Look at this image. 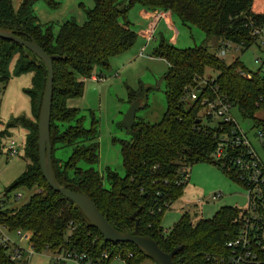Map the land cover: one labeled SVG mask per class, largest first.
Returning <instances> with one entry per match:
<instances>
[{"label":"trees","instance_id":"1","mask_svg":"<svg viewBox=\"0 0 264 264\" xmlns=\"http://www.w3.org/2000/svg\"><path fill=\"white\" fill-rule=\"evenodd\" d=\"M36 1L23 0L19 9L14 10L11 0H0V27L37 43L49 56H58L52 61L50 116L51 160L58 183L88 195L107 222L120 232L134 229L131 215L136 212L140 235L152 238L166 253L181 247L172 257L174 264H223L221 258L230 254L227 243L237 238L245 226L244 209L223 206L211 218H201L195 223L183 214L167 231L161 227V216L182 194L194 163L216 164L240 183L230 160L240 154L241 148L227 144L226 159L214 157L217 148L225 143L224 138L235 135L232 133L235 123L201 115L200 100L221 98L236 107L243 118L250 119L254 127L264 129V116L256 115L260 110L264 112L262 68L251 72L238 58L226 64L205 44L179 48L162 37L151 56L167 63L163 74L166 109L156 123L135 117L133 126L127 130L128 138L118 140L125 174L121 176L106 168L107 188L94 167L99 159L96 120L92 119L89 128L84 127L79 110L68 107L66 101L82 95L84 79L93 75V67H107L112 56L134 44L138 34L126 16L133 5L149 12H169L182 26L203 32L206 39L215 36L242 50L259 46L257 36L252 33L264 26V13L252 10L253 0H130L122 11L119 7L126 0H92L82 24L74 19L56 24L39 20L34 10ZM43 1L51 9L60 4L59 0ZM223 46L226 48L227 44ZM13 60L14 75H32L31 87L25 93L30 99L32 117L38 119L46 67L28 49L0 39V85L10 78L9 65ZM207 69L216 75L205 78ZM143 91L142 86L137 90L127 87L128 103L137 98L143 100ZM192 92L197 99L188 102L186 97ZM15 125L26 129L27 163L5 194L20 187L31 189L36 182L38 189L17 208L1 206V225L24 234L35 253L46 250L54 255L53 259L62 254H84V260L91 264H108L119 251H132L136 254L133 264L146 260L155 264L131 243L105 241L72 201L52 191L39 166L37 122L18 116L6 127ZM7 128L0 130V153L4 139L9 136ZM64 147L71 149L68 158H56L55 151ZM223 162L230 168L222 166ZM7 250V245L0 244V264H25V260L11 261ZM105 252L110 253V259L102 258Z\"/></svg>","mask_w":264,"mask_h":264},{"label":"rangeland","instance_id":"2","mask_svg":"<svg viewBox=\"0 0 264 264\" xmlns=\"http://www.w3.org/2000/svg\"><path fill=\"white\" fill-rule=\"evenodd\" d=\"M22 1L11 0L12 8L19 9ZM59 1L57 9L49 8L43 0L35 2L34 10L41 22L50 21L59 24L65 20L74 19L78 24H82L85 21V10L93 4L92 0ZM134 6L128 10L127 19L130 23L133 22L131 24L137 33L139 30L144 33L147 22L136 12L132 15ZM252 10L255 13H264V0H253ZM171 22L172 25L169 26L162 19V22L156 26V33L152 37L150 35L149 40H146L144 34H138L131 48L112 56L107 67H93L92 74L99 80L84 79L82 95L68 98L66 101L68 107L79 110L80 115L83 116L84 127L89 128L92 119L96 120L99 159L94 167L102 176L105 188L108 187L105 176L106 168L115 170L121 176L125 174L118 140L127 139L129 136L127 129L121 123L129 106L127 87L133 90H137L140 86L143 87L145 97L136 116L144 121L158 122L166 109L163 74L167 69V63L162 58L151 56L153 48L158 44L160 34L165 40H171L172 44L179 48L205 44L213 54L218 53L221 45L227 44L226 54L221 57L226 64L238 58L251 72H256L259 68H262L261 71L264 70V46L252 45L242 50L233 43L221 42L215 36L206 39L203 32L194 27L189 29L182 26L175 17H172ZM13 64L14 60L9 65L10 78L0 85V130L7 128V124L18 116L37 122V119L32 117L30 99L25 93V90L31 87L32 75L31 73L14 75ZM215 75V71L207 69L204 76L208 78ZM186 99L190 101L188 97ZM202 112L203 108L199 113L203 115ZM230 115L238 128L246 134L256 153L264 159V139L262 143L257 139V128L253 126L252 121L243 118L236 107L230 110ZM256 115L263 117L264 112L260 110ZM7 130L9 136L4 139L5 147L9 145L10 140H13L17 154L10 156L6 148L0 153V207L14 209L25 203L29 196L38 189V186L36 182L31 189L20 187L5 194L6 188L23 172L27 163L24 157L26 129L21 125H15ZM70 152L69 147L59 148L55 151V157L66 160ZM80 165L87 167L84 163ZM189 176L182 194L162 213L161 227L164 231L171 228L183 214H187L195 223L201 218H211L223 206L247 208L248 198L245 188L228 177L218 165L211 162L194 163L190 167ZM216 194L219 196L213 198ZM3 233L10 239L19 241L25 249L30 246L26 239L20 240L15 231L5 228ZM25 256V264H54L55 262L52 257L54 255L46 250ZM58 264L79 263L74 259H65L59 260Z\"/></svg>","mask_w":264,"mask_h":264},{"label":"built area","instance_id":"3","mask_svg":"<svg viewBox=\"0 0 264 264\" xmlns=\"http://www.w3.org/2000/svg\"><path fill=\"white\" fill-rule=\"evenodd\" d=\"M253 35L257 36V42L259 45L264 46V26L255 28ZM226 54V48L223 46L218 49L217 57L221 58ZM264 72V70H263ZM250 78V74H246ZM92 80H99L92 75ZM187 98V97H186ZM190 100H196L197 94L192 92L188 95ZM200 104L203 105V115H211L221 121L231 122L233 121L230 110L233 108L231 103L224 101L221 98L214 100H207L202 98ZM234 122V121H233ZM232 133L235 135L232 138H224V142L219 146L214 154L215 159L225 160L226 154L224 147L227 144L231 146L240 147L241 152L236 157L230 160V164L234 167V174L236 179L245 188L248 198V206L244 210L246 211L245 226L240 232L239 236L227 243L230 249V254L226 258H221L223 264H264V159L261 158L254 150L252 144L248 140L246 134L242 132L235 124V128ZM257 139L262 143L264 139V129L257 128ZM15 142L10 140L6 148L7 153L12 156L17 154V150L14 149ZM230 168L226 162L222 163V166ZM17 196V195H16ZM219 194L213 196L218 197ZM18 197V196H17ZM0 224V244L7 245V254L11 261L18 262L26 259V254H32L33 248L28 246L25 249L19 241L10 239L3 233L5 229ZM19 239L28 238L18 231H15ZM29 245V244H28ZM86 256L82 255H69L62 254L54 257V264H58L59 260L74 259L79 264H91V261L84 260ZM103 259H110V253L105 252L102 254ZM136 259V254L132 251H119L111 257L108 264H133ZM150 262V261H149ZM137 264H152L148 263V260L139 262Z\"/></svg>","mask_w":264,"mask_h":264},{"label":"water","instance_id":"4","mask_svg":"<svg viewBox=\"0 0 264 264\" xmlns=\"http://www.w3.org/2000/svg\"><path fill=\"white\" fill-rule=\"evenodd\" d=\"M129 2L130 0H126L119 7V10L122 11L123 9L128 7ZM0 39L14 42L28 49L34 55H36L46 67L47 79L42 94L37 119V144L41 174L50 189H52V191L54 192L59 193L63 198L72 201L81 211L82 215H84L91 227L95 228L102 235L105 241L110 243H131L141 253L152 259L155 264H174L172 261V257L178 250H180L181 247H175L170 252L166 253L159 248L157 243L152 238L140 235L138 220L135 217L136 212L131 215V219L134 220V229L131 232H120L107 222L105 217L100 213V211L97 209L88 195L79 191L70 190L64 183H58L52 167L51 136H53V134L50 131V116L53 93L52 61L53 59L58 58V56L47 55L37 43L25 40L22 37L9 31L8 29L2 27H0ZM199 89L200 88H197V90ZM141 102V98L133 100L124 113L121 123L127 130L133 126L135 122L136 112L140 108ZM200 121L201 119H198V122Z\"/></svg>","mask_w":264,"mask_h":264},{"label":"crops","instance_id":"5","mask_svg":"<svg viewBox=\"0 0 264 264\" xmlns=\"http://www.w3.org/2000/svg\"><path fill=\"white\" fill-rule=\"evenodd\" d=\"M134 6V5H133ZM132 6V7H133ZM136 12V14L138 13V15L145 21L147 22V26H146V31L144 33H142L140 30L138 31L137 34L141 35L144 34L146 36V40L150 39V35L152 37L153 34L156 33V26H158L161 22L162 19L165 20V22L170 26L172 25L171 22V14L169 12H149L143 8H141L140 6L136 5L134 6V11L133 13ZM169 22H171V24H169ZM131 23L133 24V22L131 21ZM162 38V34H160L159 36V40ZM156 41V40H155ZM159 42V41H158ZM170 43H173L171 40H169ZM190 177V176H189ZM189 180V179H188Z\"/></svg>","mask_w":264,"mask_h":264}]
</instances>
